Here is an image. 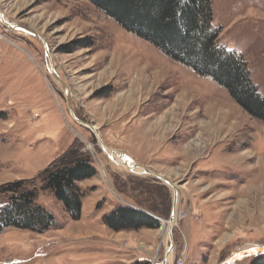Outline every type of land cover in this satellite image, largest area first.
<instances>
[{
	"label": "rangeland",
	"instance_id": "1",
	"mask_svg": "<svg viewBox=\"0 0 264 264\" xmlns=\"http://www.w3.org/2000/svg\"><path fill=\"white\" fill-rule=\"evenodd\" d=\"M211 1L221 44L245 57L264 97V0ZM0 11L44 39L79 120L94 127L112 124L115 138L114 126L142 120L143 126L132 131L138 142L151 135H161L160 141L172 137L184 153L175 171L145 163L179 190L172 239L163 236L170 215L167 220L154 216L161 226L151 242L148 235L157 230L107 228L104 217L128 203L121 191L130 200L150 197L171 214L172 190L165 186L169 202L157 180L114 166L94 135L71 117L65 91L50 73L44 43L0 24V204L9 198L3 188L23 182L56 220L44 234L5 230L0 264H161L172 245L173 263L182 258L184 264H224L244 247L264 249V123L213 80L170 60L85 0H0ZM85 40L93 46L68 53L74 42ZM132 82L136 97L126 106ZM97 132L104 140L105 130ZM73 145L90 156L97 170L96 178L79 184L85 193L79 221L70 219L52 192L42 190L39 179ZM261 252L233 264H251Z\"/></svg>",
	"mask_w": 264,
	"mask_h": 264
},
{
	"label": "trees",
	"instance_id": "2",
	"mask_svg": "<svg viewBox=\"0 0 264 264\" xmlns=\"http://www.w3.org/2000/svg\"><path fill=\"white\" fill-rule=\"evenodd\" d=\"M85 1L115 21L124 31L148 42L170 60L190 68L200 77L213 80L227 90L245 112L264 123V97L251 78L245 57L221 44L222 29L215 26L211 0ZM86 42L76 41L73 51L63 52L71 53L93 46ZM106 91L107 88L97 96ZM96 177L97 170L90 156L73 145L45 169L39 179L43 184L42 190L52 192L63 204L70 219L79 221L85 197L79 184ZM159 188L163 189L171 202L169 190L165 186ZM2 193L9 194V198L0 204V234L8 229L44 234L55 227L54 215L37 203L35 189H28L23 182H16L3 188ZM120 194L136 208L161 219L169 218L170 210L164 214L160 205H155L150 197L140 202L130 200L122 191ZM104 224L116 233L158 230L161 226L159 220L125 204L115 206L104 217ZM251 264H264V255L255 257Z\"/></svg>",
	"mask_w": 264,
	"mask_h": 264
},
{
	"label": "crops",
	"instance_id": "3",
	"mask_svg": "<svg viewBox=\"0 0 264 264\" xmlns=\"http://www.w3.org/2000/svg\"><path fill=\"white\" fill-rule=\"evenodd\" d=\"M134 82H132V84H131V89L129 90L127 97L124 98L125 101H127L126 106H129L135 100L136 92H135V83ZM109 108L113 109V107H109ZM146 118L147 117H145V119ZM117 120H121V119H119V117H118L115 121H117ZM133 120H136V119L134 118ZM98 122H100V121H98ZM111 126H112V124H105L104 121H102L101 123H97V126H96L97 130H105L104 135L106 137L103 138L104 139L103 141L105 142L106 146L109 147L110 149H113V150H116V151H119L121 153L126 154L135 163H137L138 165H140L144 168H148L154 172H158V170H156V169L146 167L147 164L145 165V163H147V161H150L153 163L152 165H150L151 167L160 166V167H162V169H165V167H169L170 171H175L174 167H176L178 165V164H176L175 161H177V159L179 157H181V158L184 157V153H182V150L181 151L178 150V148H177L178 145L175 142H173L172 137L160 141L159 137L161 135L160 136L157 135L158 138H153V135H151L152 137L149 136V138L144 139L141 142H138L137 137H133L132 131H135V129H139L140 127L143 126L142 120L131 121V120L127 119V120H124L122 122V125L114 126L115 129L117 128L116 129L117 133L114 134V135H117L116 138L113 136V133L110 132ZM127 130H128V133H127V135L125 134L126 136L123 134H122L123 136L120 135V132L124 133ZM109 133H112V135ZM155 136H156V133H155ZM124 137H127L126 141H125ZM131 140H134V141H131ZM157 140L160 142L159 144L157 143ZM121 144L122 145L127 144L126 146H128L129 149L125 148L126 146L125 147L123 146L124 148L121 147ZM181 162H182V160L179 162V164ZM123 204H125L127 206H131V207H133L139 211H142V212L154 217V215H151L147 211L136 208L129 203H127V204L123 203ZM146 232H148V234H152L153 230H147ZM159 233H160V230H157L154 233V235H148L150 238L148 242H151L152 238L155 239ZM148 236H146V237H148ZM171 255H172L171 259L173 262V255L174 254L172 253ZM172 262H171V264H172Z\"/></svg>",
	"mask_w": 264,
	"mask_h": 264
},
{
	"label": "water",
	"instance_id": "4",
	"mask_svg": "<svg viewBox=\"0 0 264 264\" xmlns=\"http://www.w3.org/2000/svg\"><path fill=\"white\" fill-rule=\"evenodd\" d=\"M0 24L2 26L6 27L7 29L11 30V31L20 32V33L29 35V36L34 37V38H36V39H38V40H40V41H42L44 43L46 58H47V61H48L49 65H50V73H51L52 77L56 80V82H58L60 84V86L65 91L66 102H67V105L69 107V112H70L71 117L74 119V121L76 123H78L80 126H82L85 129H87L92 135H94V137L98 141V144H99L100 148L105 153V155H107L108 159L110 160V162L114 166H116L119 169H126V171L128 173L133 174V175H137V176H140V177L153 178V179L157 180L159 183H161L163 186H166L167 188H170L172 190V193H173V204H172V210H171L170 218H169V221H168V226H166V229L167 228L169 229V235H170V237L172 239V237H173L172 232L174 230V224H175V220H176V217L178 215V210H179V190L176 187V185L173 184L164 175H159V174L155 173L154 171H152V170H150L148 168H144V167L138 165L130 157H128L126 154L121 153V152L116 151V150H113V149H110L109 147H107L105 145L104 141L102 140V138L100 137L99 133L97 132L96 127L90 126L89 124L84 123V122H82L81 120H79L77 118V116L75 115V112L72 109L71 92L68 89V87L65 84V82L63 81V79L59 76L56 68L53 66L52 57H51V54H50L49 47L45 43V41H44V39L42 37H40L39 35L33 33L29 29H26L24 27H21L19 25H16V24L10 22L7 19V17L1 11H0ZM137 170H141V172L138 173V172H136ZM172 250H173V245L169 248L168 252H170ZM263 250L261 252L262 255H264V251ZM232 258H233V256H230L225 261L224 264H229L230 261L232 260ZM166 259H167V254H166L165 259H164L162 264H166Z\"/></svg>",
	"mask_w": 264,
	"mask_h": 264
},
{
	"label": "bare ground",
	"instance_id": "5",
	"mask_svg": "<svg viewBox=\"0 0 264 264\" xmlns=\"http://www.w3.org/2000/svg\"><path fill=\"white\" fill-rule=\"evenodd\" d=\"M136 172L139 173V172H141V170H137ZM177 218H178V216L176 217L175 224H177ZM163 236H164L165 240H169L170 235H169V229L168 228L166 229V232ZM257 249L263 250L262 247H257V246L256 247H253V246L244 247L243 249H241L235 253V255L233 256V258L229 264H233L236 260H238L241 257H244L246 254H253V253L257 252ZM172 253H173V250L167 253L166 264H171V262H172V259H171L172 255L171 254ZM156 264H158V263H156Z\"/></svg>",
	"mask_w": 264,
	"mask_h": 264
},
{
	"label": "built area",
	"instance_id": "6",
	"mask_svg": "<svg viewBox=\"0 0 264 264\" xmlns=\"http://www.w3.org/2000/svg\"><path fill=\"white\" fill-rule=\"evenodd\" d=\"M6 32H8V31H6ZM2 39H4V34H1V36H0V40H2ZM172 264H184V260L182 258H180L179 260H177L176 262H174Z\"/></svg>",
	"mask_w": 264,
	"mask_h": 264
}]
</instances>
